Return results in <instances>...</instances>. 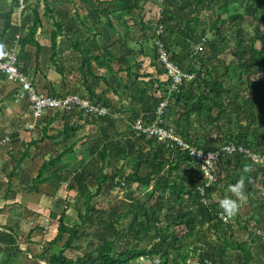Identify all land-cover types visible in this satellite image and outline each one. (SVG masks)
I'll use <instances>...</instances> for the list:
<instances>
[{"label":"trees","instance_id":"obj_1","mask_svg":"<svg viewBox=\"0 0 264 264\" xmlns=\"http://www.w3.org/2000/svg\"><path fill=\"white\" fill-rule=\"evenodd\" d=\"M24 1L29 3L27 2L29 0ZM120 1L94 0L92 6L88 7L90 13L98 14L93 18V25L88 26L84 15L76 12L75 15L82 27L76 23L75 26L67 23L68 32L63 36H67L72 47L80 53L81 60L77 65L80 74L75 77L74 82L83 86L87 98L93 103H100L106 109L113 108L114 103L112 96H108V91L112 90L115 95H118L122 101L119 109L122 108L126 112L124 119L119 118V120L126 127L119 131L115 126L117 119L109 114L97 115L92 111L76 109L64 110L63 113L50 110L37 123L41 124V136L31 138L28 142L10 138L7 143L0 145L16 144L18 147L17 149L14 147V150L10 147L11 150H8L12 167L6 173L8 186L6 192L11 191L16 177L25 184L24 189L28 192H38V185L53 178H57L61 184L67 183L68 189L80 187L86 179L90 180L84 184L85 209L77 211L70 225L64 220L65 209L60 213L50 212V218L56 220V234L46 241V247L42 253L35 254L33 264H128L133 259L139 257L149 259L155 255H159L160 261L164 264H186L189 259L196 257L198 264H221L218 257L209 258L197 252L203 249L207 253V249L214 246L209 239V234H214L228 248H237L238 256H242L241 263L249 264L254 260L256 249L264 251V246L261 245L262 237L253 234L254 232L252 233L249 229L250 239L235 240L229 219L224 220L219 216L221 211L217 200L229 195L228 185L239 179L245 165H251L252 171L245 174L246 203L249 205V211L243 214L241 227L247 230L248 225H252V231L262 228L264 234V192H258L254 179L260 176L261 187H264V165L255 164L242 153H223L215 164L216 180L211 186L205 188L203 195H200L197 187L204 183V177L199 165L191 159L188 152L172 142L143 134L135 135L130 125L138 116H141L145 123L152 122L156 118L155 109L158 102L168 96L166 122L163 124L167 128L174 129L187 142L207 150H214L222 144H234L264 153V132L261 131L260 124L256 122V113L264 111V80L263 88H257L251 78L256 72L264 73V31L261 30V27H264V0H221L217 16L209 22L200 18L199 6L205 5L210 8L219 0H184L183 3L180 0H161L163 5L161 12L157 13L156 19L149 17L147 20H144L140 13L134 14V11L136 9L142 11L144 4L149 0H126L125 2L122 0L121 5L118 6ZM173 1L178 4L173 5ZM46 2L44 6L46 10H49ZM233 2L245 8L250 6L252 21L259 19L260 23H257L254 35L248 31L245 32L242 23L249 11L245 10L243 14L236 12L227 14ZM17 3L18 0H11L10 9L5 13L6 22L3 33L6 27L11 25V15ZM46 13L44 11V14ZM223 14L226 15L223 16ZM27 16L30 20L26 34L20 39V51L26 44H31L36 48L35 55L38 58L41 49L36 40V33L44 24L37 4L33 5ZM101 19L106 24L103 28L99 27ZM225 22L230 25L228 31L220 26ZM115 23L124 27L125 30L116 29ZM160 24L163 31L157 34L156 29ZM55 25L50 36L52 53H55L57 36L64 30L62 22H57ZM110 30H115L116 36H112ZM70 32L73 33L72 36L68 35ZM134 34L139 36L137 49L130 46ZM99 35L103 36V43H99L97 39ZM210 35H213L218 42L211 40ZM155 37L163 41L172 61L181 70L192 75L191 80L184 79L178 85L176 92H168L169 80L157 60V49L153 42ZM202 38L205 39L202 50L194 49ZM257 41H260L259 48L255 46ZM205 47L209 48V54L214 58L217 57L216 52H228L233 58L229 62L221 60L223 61L221 65L219 60H216V64L209 65L203 62V56H199ZM148 52L154 53L155 62L158 63V66L154 65L156 68L154 73L143 70V57ZM92 61L104 68L105 74L95 73ZM56 65L57 71L64 77L63 66ZM22 66L19 68L31 76L28 66L26 64ZM114 66L117 68L114 69ZM219 67L224 69V74H218ZM39 69L37 60L33 69L32 83L37 90L45 92L40 90V88L43 89L42 78L36 75ZM121 72L125 75H120ZM107 73H115L116 79L108 81ZM161 75H163L162 80ZM223 75L227 77L225 80ZM146 77H150L152 82L145 80ZM68 83L63 79L64 85L69 86ZM153 83H156L153 86L154 91H150ZM102 85L104 87L99 92L97 87ZM119 86L124 89L122 94L118 91ZM73 92L78 93L74 90ZM125 98L128 99L127 103H124ZM61 115L74 121L65 122L62 130H57L55 134H48L47 131L52 127L54 119ZM232 116L235 117L233 121L230 119ZM86 125L92 127L90 131L78 136L69 144L64 139L60 146H56L60 151L57 152V149L52 151L56 152V156L52 154L48 158L43 156L35 177L27 173L22 174L23 178L18 176V170L22 171L21 168L28 165L26 161L31 160L30 162L34 163V156L30 152L32 146L36 149L42 147L38 151L39 155L46 153L44 148H48V145L44 143L39 146V143L46 139L51 140L58 135L74 137L76 132ZM212 126L217 127L215 134L211 130ZM113 136L117 138L119 150L125 160L135 156V153H144L138 156L137 166L124 175L123 183L116 178L125 164L118 165L119 159L116 158V154L115 161L109 163L115 170L107 172L105 170L108 154L111 151L109 144L114 142ZM78 141L82 145L88 143L83 152L84 159L89 158L85 166H81V161L75 159L74 146ZM47 152L50 153V150ZM67 155L68 158H65ZM54 164H57V167L51 174L41 178L43 170ZM88 185H93L94 189L91 190ZM132 185H135V189L150 188L151 196L156 195L155 206L148 207L146 206L148 199L134 200V196L131 197L130 207L124 211L120 209V205L99 208L91 202L93 197L101 193L109 195L114 188L127 190ZM155 192L157 194H154ZM159 211H170V213H165L164 219V215L158 214ZM103 214L108 215L107 220L102 218ZM139 217H142L144 222L137 223ZM162 219H164L163 222ZM87 221L93 226L109 224L107 231H112V236L89 239L88 246H92L89 251L76 256L75 259L66 256L65 249L71 246L75 238L84 234L78 233V226ZM2 227L9 229L11 233L0 229V254H6L3 245H7L10 252H8L6 264H23L19 254L23 256L24 252L15 239L20 237L19 233L16 232V234L11 227L7 228L5 225ZM179 228L183 231L178 232ZM170 230H173L172 241L165 246L163 231ZM29 233L30 230L27 234ZM65 233L67 238L61 247L57 251L50 252V248L60 241ZM130 235H134L137 239V242L131 246H129ZM189 238L192 240L187 241ZM141 242L144 244H140ZM171 251H175V257L172 259L169 258ZM220 255L222 256V252ZM86 258L89 260H85Z\"/></svg>","mask_w":264,"mask_h":264},{"label":"rangeland","instance_id":"obj_2","mask_svg":"<svg viewBox=\"0 0 264 264\" xmlns=\"http://www.w3.org/2000/svg\"><path fill=\"white\" fill-rule=\"evenodd\" d=\"M45 1H47L46 4L49 5V10H46V7L44 6ZM45 1L44 0H33V1L29 0V3H26L24 1V6L26 5V9H24L25 12L22 14H26L29 12L30 8H27L28 6L32 7L34 4H37L39 13L42 14L41 18H42L43 22L45 23L43 31L46 32V35H48V33H50L51 31H53L55 29V26H56L55 24L57 22H62V24H63L62 28L64 30H63V32L59 33L60 35L57 36L58 44H59L60 48H64L63 46H64L65 42L63 41V34H67V32H68L67 31V23L73 24V26H75V23H76V24H78L79 27H82L79 24L78 18L75 15L76 12H79V14L84 15L88 26L93 25V18L96 15H98V14H92L88 11V7L92 6V3L94 2V0H45ZM123 1L125 2L126 0H123ZM121 2H122V0L118 3V6H119V4L121 5ZM180 2L183 3L184 0H180ZM221 2H222L221 0L217 1L214 4V6H212L210 8L206 7L205 5H200L199 6V10L201 12L200 18L202 20L207 21V22L214 19L217 16V12L219 10L218 9L219 4ZM172 4L176 5L178 3L176 1H173ZM105 5L106 4H104V6ZM162 8H163V5H162L161 0H157V1L149 0L148 2H146L144 4L142 11H139L136 9L134 11V14L137 15L140 13L144 17V20H147L149 17H154L156 19L157 13H160ZM245 10L249 11V14H247L246 19L244 20V22H242L243 26L245 27V32L248 31L250 34L254 35L255 34V27H256L257 23H260V21H259V19L256 21H252V19H251L252 14H250V13H252V10H251L250 6H246V8H245V6L243 7L239 3L233 2L229 6V9H228L229 13H227V14H233L234 12H236L238 14H240V13L243 14L245 12ZM44 11L47 13L44 14ZM225 15L226 14H223V16H225ZM101 20L102 21L99 22V27L103 28V25H106V24L103 21V19H101ZM220 26L223 27L222 28L223 30L228 31L230 25L228 22H225V23H221ZM115 28L119 29L120 31L125 30L124 27L120 26L117 23H115ZM74 29H75V27H74ZM261 30L263 32L264 27H261ZM110 31H111L112 36H116L115 30H110ZM71 34H73V33L72 32L68 33V35H71ZM60 37H62V38H60ZM138 38H139V36L137 34H134L133 40L130 41V46H134V48L137 49L139 47ZM210 38H211V40H215V42H218V40L213 35L212 36L210 35ZM149 45H150V43H149ZM259 45H260V41H257L255 43V46L257 48H259L260 47ZM194 49H195V46H194ZM209 53H210L209 48L205 47L203 53H200V55H199V56H203V58H202V60H204L203 62H205L209 65L216 64L217 63L216 60H219V64L221 65L223 63V61H221V60H224L225 62H229V61H231V58H233L230 56V54L228 52H222V53L216 52L217 53L216 58L211 56ZM46 60H47V57H46ZM150 61H151L150 67H148L149 60L143 61V70L154 73L156 70L154 65L158 66V63L152 62L155 60H150ZM63 66L65 69V76L62 77L63 79L65 78V80H69L71 76L73 78L78 76V72L76 71L75 68L68 67L69 66L68 64H65ZM92 68L94 70H96V66H95L93 61H92ZM46 71H47L48 75L56 77V79H50V77H49L48 80L49 81L53 80V82L58 81L57 83H55V85H57L59 83L60 88H58V89L64 90L61 88L62 86L59 82L60 81L59 75L58 74L56 75L54 68L51 67ZM217 72L219 75H222V74H224V69L222 67H219ZM120 75L124 76L125 73L121 72ZM114 77H117V75H115L114 73L107 75V79H109V80H113ZM52 78H54V77H52ZM226 78L227 77L224 76L223 80H225ZM251 78H252L254 85L257 88H263V86H262L263 85L262 81L264 80V73L263 72H261V71L256 72L255 75H252ZM160 79L161 80L163 79V75L160 76ZM145 80H149L152 82V79L150 77H146ZM42 81L45 82V87L43 89L40 88V90L45 91V93L51 92V89L49 86L51 84H48V82L46 81V77H44V80H42ZM155 85H156V83H153L152 88H150V91H154L153 86H155ZM156 93H158V92H156ZM10 99H12V98H9V100ZM2 102L7 107H9L10 109L12 108V109H11V112H6L5 114H3V116L0 117V140L2 138H7V140L5 142H2L1 144L7 143L10 138L13 139V137L15 135H17L18 133L21 135V137L15 138V140L18 139V140L28 141L29 138H31L34 135V133L36 132V123L38 120H36V121L33 120L31 113L29 115L28 113H26V110H25V112H22V113H19V111H15L16 110V109H14L15 104L8 105L9 102H7V101H2ZM21 104L22 103H17V105H21ZM10 109H9V111H10ZM25 109H26V107H25ZM107 112H108V114H110L108 110H107ZM10 119H18V120H22V121L28 120V122H26L25 124L23 123V126L19 127L17 129L18 131H15L16 127H15V129H13V127H11L10 129H7V127L12 124V120H10ZM230 119H231V121H233L235 119V117L232 116ZM263 119H264V111L257 112L256 113V122H257V124H260V126H261L260 129L262 132H264ZM164 122H166V116L164 117ZM1 123H2V125H1ZM216 128H217L216 126L211 127V130L213 131L214 134H215ZM89 129H81V130L77 131L76 134H77V136H79V134H81L83 132H87ZM51 130L52 129L47 131V133L50 134ZM2 135L4 137L1 138ZM12 135H14V136H12ZM75 138H76L75 136L71 137L70 139H67L66 142L69 144ZM53 139L47 140V141L48 142H57V145H59V146L62 144V140L57 139V141H55ZM59 143H61V144H59ZM52 144L56 145L55 143H52ZM79 144H80V142L78 141V143L74 146V148L76 147L75 149H78L79 151L83 150L86 147V144L83 146H80ZM10 146H12V145L10 144L9 146H4V147L9 148ZM18 146H20V144ZM99 148H102V147H99ZM35 149L36 148L33 146L30 148V152L32 153V155L34 156L35 161H36V164L34 165L35 168H34V166L28 168V170L32 174H34L33 169L36 170L35 173L38 171L39 164L42 162L40 157H37L34 154L36 152ZM13 150H14V148H13ZM97 150L98 149H96V151ZM109 152H111V151H109ZM56 155L57 154H55V156ZM134 155L135 156H131L127 160L122 159L120 156L121 160H119L120 162H118V163L119 164L120 163L125 164V165H124V168L118 173L116 180L120 179V181L122 183L125 182L124 175L129 173L132 170V168H135V166H137V161L139 159L138 156L144 155V153L139 152L138 154L135 153ZM65 158H68V155L65 156ZM110 158H111V156H110ZM88 162H89L88 159H83L81 161V166H85ZM110 162H111V159H109V161L107 162V166L105 169L106 172L112 171V169H113L111 167L110 168L108 167V164ZM53 168L54 167L50 165L48 168H46V170H44L43 173L49 174V172ZM0 175H2L1 171H0ZM254 179H255V185L258 187V192L263 193L264 187H261L262 182H261L260 176H256ZM87 180H89V179H86L84 182H82L80 184L81 188L79 186H77L76 188L74 187V189H68L67 183L60 184V182L57 180V178H53L49 183L45 182L46 184L38 185L42 191L39 192V194L37 195V199H34V200H37L35 202V204L30 203L31 205L34 206V208L37 207V209H33V207H29L28 205L24 206L25 210H23V207L21 205H20V207H17V209H16L17 214H20V216H22V214L24 215V217L22 218V222H20V224L17 223V227L15 228V230L19 231V236H20L19 238L18 237L15 238V239H17L16 242L18 243L20 249L24 252L23 256L18 253L20 255V259H21L23 264H33V260L35 259L34 258L35 254L42 253L43 249L46 247V241L53 238L54 235L56 234V225H57L56 220H53L50 218L51 217L50 212L60 213L63 209H65L66 210V216H65L64 220L68 225H70L71 222L73 221V219H75L77 211L78 210L84 211V209H85V205H84V198L85 197H84V195L86 193V188L84 187V184H85V182L88 183ZM4 181L5 180H3V182ZM89 184H91V183L89 182ZM51 188H52V190H51V192H49V190ZM89 188L91 190L94 189L93 185H90ZM154 194H157V193L155 192ZM11 195H12V193H10V196ZM133 196H134V200L138 199V200L143 201V200L148 199V203L146 205L148 207H151V206L154 207L155 206L154 203H155V198H156L155 196L156 195L151 196L150 188H148V189L147 188L146 189L136 188L135 189V185H132V187L127 189V190H120L118 188H114V190H112L109 193V195L107 193L106 194L101 193L100 195L93 197L91 202L96 207H99V208H101V207L110 208V207H114L115 205H120V209H122V211H124L128 207H130L129 205H130V202L132 200L131 197H133ZM248 211H249V205H248V203L245 202L239 208V211L236 214L237 216L235 215L233 218H229V220H228L232 224V227H233V233H234L233 238L237 241L250 239L251 236L249 235L250 233H248V232H250V230L252 233L254 232L253 234H256V235L262 234V232H263L262 228L261 229H255L254 231H252V229H253L252 225H248L247 230H245L241 227L243 224L242 216L244 213H246ZM167 212L170 213V211H167ZM167 212L166 211H159L158 214L161 216L164 215L163 217L165 219V215L167 214ZM107 217H108V215H104V214L102 216V218L104 220H107ZM164 219H162V222L164 221ZM141 222H144V219L142 217H139L137 220V223H141ZM9 224L13 225L11 222ZM14 225H15V223H14ZM1 226H3V225H1ZM108 226H109V224H107V223H102L101 225L98 224V225H94V226L89 225V221L85 222L82 225H79L78 226V233L83 232L84 234L80 235L78 238H75L71 242V246L68 247L67 249H65L64 254H66V256H68L70 258L75 259L76 256L82 255L84 252H87L92 248V246L91 247L88 246V240L89 239H97V238L99 239V238H105V237L110 238L112 236V231H109L110 233L107 231V230H109ZM255 228H258V227H255ZM29 230H30V233L27 234V232H29ZM177 231L182 232L183 230H180V228H179V230H177ZM15 233H16V231H15ZM172 233H173V230H170L167 232L163 231L162 237L165 239V241H164L165 246H167V244L170 241H172ZM209 236H210L209 239L212 240V242L214 244V246L209 247L207 249V253H209V254L205 253V251L203 249L198 250L197 251L198 253H200L201 255L202 254L207 255L209 258L218 257L220 260L219 262L221 264H242L241 263L242 262V256L241 255L238 256L239 250L237 248H235V249L234 248L233 249L228 248L223 243H221V241H219L214 234H209ZM66 238H67V234L65 233L63 235V238L60 241H58L57 243H55L50 248V252L57 251L59 249V247H61L63 241L66 240ZM135 238L136 237L134 235H130L129 246H131L137 242V239H135ZM195 238H197V237H195ZM13 239H14V236H13ZM156 240H158V239H156ZM190 240H192V238H189L187 241H190ZM261 240H262L261 245L264 246V238H262ZM140 244L143 245L144 242H141ZM3 247H4V250H6V254H4V255L0 254V264H6L8 252H10L9 247L7 245H3ZM221 252H222V256L220 255ZM19 255H18V257H19ZM215 255H217V256H215ZM16 256H17V253L15 254V257ZM173 257H175V251H171L169 258L172 259ZM85 260H89V258H86ZM42 263H45V262L42 261ZM128 264H164V263H162L160 261L159 255H155L149 259L139 257V258L131 260ZM186 264H198L197 257L189 259ZM249 264H264V251L256 249L254 251V260L252 262H250Z\"/></svg>","mask_w":264,"mask_h":264},{"label":"crops","instance_id":"obj_3","mask_svg":"<svg viewBox=\"0 0 264 264\" xmlns=\"http://www.w3.org/2000/svg\"><path fill=\"white\" fill-rule=\"evenodd\" d=\"M10 5H11V0H0V59L5 58V56L9 52H11L12 50L16 51L17 52V56H18V61H19L18 64H20L19 67L20 66L23 67L22 64L23 65L26 64L28 66L29 73L31 74V76L30 75H28V76L30 77L31 81H32V75L34 74V72H33L34 70L33 69L35 68L36 61L38 60L40 69L36 71V75H38L40 78H42V80H44V77H46V81L48 82V84H51V85H49L50 89H51V92H48V94L60 95V94L66 93V92L74 93L73 92V90H74V91L78 92L77 94H80V95L82 94L83 96H85L86 95V92L84 91L85 89L83 88V86H79L76 82H74L75 78H73L72 76L70 77L69 80H65V78H64L65 82H69L67 84L69 86H66V85L63 84V78H62V76L60 74L61 72L59 73L57 71V67H56L57 65L56 64H60L62 66L65 65V64H68L69 65L68 67H72V68L76 69V71L78 72V76L80 74V72L77 70V65H78L79 61L81 60L80 53L77 52L72 47L71 42L68 39V37L67 36H63V41L65 42V44L63 46L64 48H60V46L58 44V39H56V45H55V49H54L55 53H52L51 39H50L52 31L50 33H48V35H46V32L43 31V29H44V26H43L41 28H38L37 33H36V40L38 41V44L40 45V49H41L38 58L35 55L36 48L33 45H31V44H26L24 46L23 50L20 51V49H21V46L19 45L20 39L22 38V36L24 34H26L27 26L29 24L28 21L30 20V17H28L27 14H29L31 12V8L33 6L32 7L28 6L27 8H30L29 12L26 13V14H22V13L25 12L24 9H26V8L24 7L21 11H19L18 10V5H16V7L14 8L15 10L13 11V13L11 15V23H10L11 25L6 27L5 32L3 33L2 30L5 27V22H6L5 13H6V11H8L10 9V7H9ZM40 15L42 17V14H40ZM42 22H43V20H42ZM43 24H45V23L43 22ZM72 35L73 34H71L70 36H72ZM60 38H62V37H60ZM97 39H98L99 43H103L104 42V38H103L102 35H99L97 37ZM46 57H47V60H46ZM51 57H53V59ZM143 58H144V60H149L148 67L151 66V63H150L151 61L150 60H155L154 53H151V52H148L146 54V56L143 57ZM152 62H155V61H152ZM94 64L96 66V70H94V71H96L95 73H97L98 75L105 74L104 68L99 67L96 63H94ZM51 67L54 68L56 75L57 74L59 75V79H60L59 82H60V84L62 86L61 88L64 89V90L66 89L65 91L61 90V89H58V88H60L59 87V83L57 85H55V83H57L58 81L57 82H53V80H50V81L48 80L49 77H50V79H56L55 76L48 75V73L46 71V70H48ZM62 68H63L62 69L63 74H65L64 66ZM116 68L117 67L114 66V69H116ZM108 74H113V73H107L106 77H107ZM52 77H54V78H52ZM114 79H116V77H114ZM107 80L110 81L109 79H107ZM44 87H45V82H43V85H42V88H44ZM103 87H104V85L99 86V87H97V90L100 92V90H102ZM118 91L121 94L123 93L124 89L122 88V86L118 87ZM19 92H20V89H19V87H18L16 82L10 81V80L6 79L5 77L2 78V76L0 75V117L3 116V114H5L6 112H11V109H12V108L10 109L9 107H7L2 101L9 102L10 104L8 103V105L15 104V108H14V109H16L15 111H19V113H22V112H25V110H26V113H28L30 115L29 103H27L25 101V99L23 100V99H19L18 98ZM56 92H58V94ZM108 96H112V98L114 99V103H113V108H111V109L108 108L107 110L110 113L109 115H111L113 118L117 119L116 123H115V126L120 131L122 128H125L126 126H125V124L122 121L119 120V118H123L124 119V117L126 115V112H124V110L122 108L119 109V107L121 106L122 101L118 97V95H115L114 92H112V90H110V91H108ZM9 98H12V99L9 100ZM127 101H128V99L125 98L124 99V103H127ZM17 103H22V104L21 105H17ZM25 107H26V109H25ZM9 109H10V111H9ZM116 110H119V111H116ZM47 111H50V110H46L45 113H47ZM51 111L54 112V110H51ZM57 111H59L60 113H63L64 110H57ZM45 113H44V115H45ZM62 116L63 115H61L60 117H56L54 119V121L51 124L52 127L50 129H52V130H51L50 134H55L57 132V130H62L63 125L65 124V122L71 123V122L74 121V119H69V118H67L65 116L64 117H62ZM10 120H12V124L11 125L9 124L10 126H8L7 129H10L11 127H13V129H15V127H16L15 131H18L17 129L19 127L23 126V123L25 124L26 122H28V120H25V121L18 120V119H10ZM38 121H37V123H38ZM37 123H36V132L31 137L33 139L41 136V124H37ZM1 125H2V123H1ZM130 127H131V125H130ZM89 128L91 129L92 127L90 125H86L83 129H89ZM90 129L87 132H89ZM87 132H83V133L79 134V136H81L82 134H85ZM2 137H4V136L2 135L1 138ZM20 137H21V135L18 133L17 135H15L13 137V139L20 138ZM75 137L76 138L78 137L77 134H76ZM31 138H29V140ZM112 138L114 139V142L109 144L110 148H111V152L108 154L107 161H109V159H111V161H115L114 160V155L115 154H116V158L117 159L121 160L120 159V156H121V158L125 160L124 155L119 150L118 141H116L117 138L115 136H113ZM57 139H60L63 142L64 139L67 140V139H70V138L67 135H58V136H55L53 140L57 141ZM83 139L85 140V138H83ZM47 140H49V139H46L42 143L38 144L39 146H41L44 143L46 145H48V148H44V150H46V153H42V154L39 155L38 151L42 147H40V149H38V148L35 149V151L37 153L35 152L34 154L37 157H40L41 161H43V156L45 158H48L49 156H51V154L53 156H55L56 152H52L53 150L57 149V152L60 151V149H58L56 147V146H58L57 142H48ZM17 141H18V139H17ZM16 143H18V142H16ZM52 143H55L56 145H53ZM59 144H61V143H59ZM18 145H19V143H18ZM79 145L83 146L82 144H79ZM87 146H88V143H86V147ZM3 147L4 146H0V171L2 173V175H0V225H3V226L5 225V227H7V228L11 227V228H13L15 230V228L17 227V223L20 224V222H22V218L24 217L23 214H22V216H20V214H17V212H16L17 211L16 210L17 207H20V205H21L23 207V210H25L24 206L28 205L29 207H33V209H37V207L34 208V206L31 205L30 203L35 204V202L37 200H34V199H37V195L42 190L38 186V190H39L38 192H28V191H26L24 189L25 188V184L20 182V180L16 177L14 179V181H13L12 186H11V191L8 190L9 192H6V190L8 188V186H7V178H6L7 174L6 173L12 167V165L10 164L9 158H8V150H11L14 147L17 149L18 147H17L16 144L15 145L13 144L12 146H10L11 149H9L10 147L9 148L5 147L6 149L3 148ZM86 147L83 150H81L82 152L79 151L78 149H75L76 150V155H75V159L76 160L82 161L84 159L83 152L86 150ZM48 150H50V153L47 152ZM109 155L111 156V158H110ZM71 159H72V157L70 158V160ZM86 159L89 160L88 157ZM33 160H34L33 164L30 162L31 160L30 161L28 160V161H26L28 163V165L25 166V167H22L21 168V169H23L22 171L18 170V176L20 178H23L22 174H26V173L27 174H31L33 177L36 176L37 172L35 173V171H36L35 169H33L34 174H32L28 170V168H30V167H32V166H34L36 164L35 158H33ZM118 162H120V161H118ZM40 164H39V166H40ZM51 166H53L54 168L49 172V174L48 173L44 174L43 173L44 170H43L41 178H43L45 176H49L51 174V172L57 167V164H54V165H51ZM108 167L109 168L110 167L113 168L112 171L115 170L113 165H109L108 164ZM34 168H35V166H34ZM3 180H5V181L3 182ZM51 180L47 181V183H49ZM43 184H46V183H43ZM52 188L49 190V192H51ZM10 193H12L11 196H10ZM10 222L13 225H10L9 224ZM14 223H15V225H14ZM0 229L4 230L7 233H11L9 229H6V228L4 229L2 226H0ZM15 231L17 233H19V231H17V230H15Z\"/></svg>","mask_w":264,"mask_h":264},{"label":"built area","instance_id":"obj_4","mask_svg":"<svg viewBox=\"0 0 264 264\" xmlns=\"http://www.w3.org/2000/svg\"><path fill=\"white\" fill-rule=\"evenodd\" d=\"M18 10L21 11L24 6V0H18ZM162 25H158L156 33H161ZM154 45L157 49L158 62L164 70L166 78L169 80L168 92H176L178 85L184 80H191L192 75L181 70L179 66L172 61L170 53L166 49L163 41L160 38L155 37L153 39ZM204 38H202L196 45V50H202ZM0 75L4 76L10 81L17 83L20 92L18 94L19 99H25L29 103L30 113L33 120H39L42 118L46 110H84L85 112H94L97 115H104L107 113L106 107L100 103H93L86 96H82L77 93L66 92L60 95L48 94L36 89L32 83L28 74L24 73L18 64V56L16 51L9 52L5 58L0 59ZM169 102L168 96H165L158 103L155 109L156 118L150 122L145 123L142 117L136 118L132 124L131 129L136 134H143L147 137H155L162 141L172 142L179 146L180 149L186 150L191 159L197 163L200 167L201 174L204 177V183L197 187L200 195L204 194L205 188L209 187L216 180V162L222 156L226 154H245L252 162L264 165V153L248 149L241 145L234 144H222L219 148L214 150H207L196 145L187 142L183 137L178 135L171 127L164 126V115L167 110ZM7 138H2L0 144L5 142ZM219 216L225 220V218L219 213ZM262 238L264 234L262 232Z\"/></svg>","mask_w":264,"mask_h":264},{"label":"clouds","instance_id":"obj_5","mask_svg":"<svg viewBox=\"0 0 264 264\" xmlns=\"http://www.w3.org/2000/svg\"><path fill=\"white\" fill-rule=\"evenodd\" d=\"M252 171L251 165H245L238 180L228 185V193L217 200L221 215L227 220L233 218L243 203L247 201L245 174Z\"/></svg>","mask_w":264,"mask_h":264},{"label":"bare ground","instance_id":"obj_6","mask_svg":"<svg viewBox=\"0 0 264 264\" xmlns=\"http://www.w3.org/2000/svg\"><path fill=\"white\" fill-rule=\"evenodd\" d=\"M157 60H158V58H157ZM160 101H161V100H160ZM160 101H159V102H160ZM159 102H158V103H159ZM166 112H167V110H166ZM106 114H108V112H107ZM165 114H166V113H165ZM104 115H105V114H104ZM165 116H166V115H164V117H165ZM133 121H134V120H133ZM164 123H165V122H164ZM131 124H132V123H131ZM168 128H169V127H168ZM130 129H131V127H130ZM131 131H132V129H131ZM134 134H135V133H134ZM135 135H136V134H135ZM178 135H179V134H178ZM255 164H256V163H255ZM257 165H259V164H257Z\"/></svg>","mask_w":264,"mask_h":264}]
</instances>
